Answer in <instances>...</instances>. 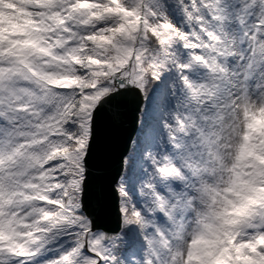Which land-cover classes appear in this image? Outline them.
<instances>
[{
    "label": "snow or ice",
    "instance_id": "snow-or-ice-1",
    "mask_svg": "<svg viewBox=\"0 0 264 264\" xmlns=\"http://www.w3.org/2000/svg\"><path fill=\"white\" fill-rule=\"evenodd\" d=\"M0 264H264V0H0Z\"/></svg>",
    "mask_w": 264,
    "mask_h": 264
}]
</instances>
